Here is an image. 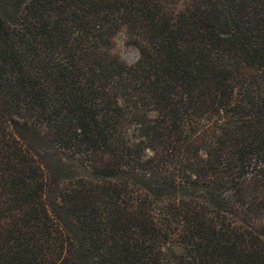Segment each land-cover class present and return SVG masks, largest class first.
<instances>
[{"label": "trees", "instance_id": "16d2710c", "mask_svg": "<svg viewBox=\"0 0 264 264\" xmlns=\"http://www.w3.org/2000/svg\"><path fill=\"white\" fill-rule=\"evenodd\" d=\"M3 2L0 264H264V0Z\"/></svg>", "mask_w": 264, "mask_h": 264}, {"label": "rangeland", "instance_id": "374dc122", "mask_svg": "<svg viewBox=\"0 0 264 264\" xmlns=\"http://www.w3.org/2000/svg\"><path fill=\"white\" fill-rule=\"evenodd\" d=\"M23 0H4L2 10L12 14ZM117 49L122 58L128 64H134L139 59V51L134 46H127L123 35L117 39ZM32 144L45 156L51 171L60 174L64 178H73L85 174V170L75 161L66 158L59 151L51 147L44 139L39 136H31ZM264 235V224L259 226ZM177 253H183L181 247H175Z\"/></svg>", "mask_w": 264, "mask_h": 264}]
</instances>
